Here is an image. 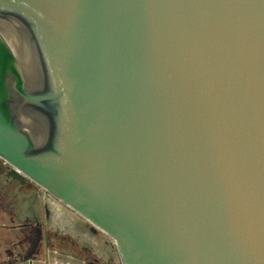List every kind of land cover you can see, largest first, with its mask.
Masks as SVG:
<instances>
[{"label":"water","instance_id":"95a60500","mask_svg":"<svg viewBox=\"0 0 264 264\" xmlns=\"http://www.w3.org/2000/svg\"><path fill=\"white\" fill-rule=\"evenodd\" d=\"M0 159L121 264H264V0H0Z\"/></svg>","mask_w":264,"mask_h":264},{"label":"crops","instance_id":"0c3cea01","mask_svg":"<svg viewBox=\"0 0 264 264\" xmlns=\"http://www.w3.org/2000/svg\"><path fill=\"white\" fill-rule=\"evenodd\" d=\"M5 171L8 178L0 185L7 189L10 184H16L17 191L5 192L7 206L6 203L0 206V264H79L67 253L53 248L49 239L48 243L45 240L44 206L49 205L46 195L39 196L36 189L17 187L23 184L27 187V179L11 168Z\"/></svg>","mask_w":264,"mask_h":264},{"label":"rangeland","instance_id":"374dc122","mask_svg":"<svg viewBox=\"0 0 264 264\" xmlns=\"http://www.w3.org/2000/svg\"><path fill=\"white\" fill-rule=\"evenodd\" d=\"M10 168L8 164H6L3 160L0 159V182H3L8 178L7 170ZM20 175V174H19ZM28 186L26 187L25 184L22 186H17L19 188L27 189H36L39 190L36 184H34L32 181L27 180ZM26 184V185H27ZM5 185H0V206H4L3 204L7 201L5 199V192L8 193H14L16 188V184H10L9 187L6 189ZM15 186V188H14ZM17 191V190H16ZM4 194V196L2 195ZM48 201H49V219L47 224V232L46 236L49 239L50 245H52L53 248L59 249V251H63L68 254L69 257L74 259L75 263L84 264L87 261H93L95 260L98 263L101 264H121V259L119 257L118 251L110 237L105 235L102 231H97L96 238L100 239L102 242L100 245L97 243L96 245L94 243H88L87 241H83L79 239L76 235L71 234L69 230L66 229V223L70 222L76 219H79L80 217L75 214L72 210H70L68 207H66L64 204H62L60 201L56 200L54 197L50 196L49 194L45 193ZM11 203L13 201L11 200ZM53 205H50V204ZM16 207V205H15ZM53 207V208H52ZM11 208H14V203L12 204ZM52 208V209H51ZM68 212V213H67ZM81 219V223L88 227L89 225L92 227L91 224L86 222L85 220ZM65 225V226H64ZM88 243V245L86 244ZM108 245L110 247L109 256H106L107 253H105L104 248Z\"/></svg>","mask_w":264,"mask_h":264},{"label":"flooded vegetation","instance_id":"af4514ba","mask_svg":"<svg viewBox=\"0 0 264 264\" xmlns=\"http://www.w3.org/2000/svg\"><path fill=\"white\" fill-rule=\"evenodd\" d=\"M49 205H45L44 206V225L47 226V222H48V219H49ZM53 208V207H52ZM51 208V209H52ZM71 224H69V221L65 224L66 225V229L69 230L71 232V234L73 235H76L77 237H79V239L83 240V241H87L88 243H94L95 245L97 243H99L100 245L101 244V240L96 238L97 236V229H94L93 232L91 231L92 227L89 225L88 227H86L85 225H83L81 223V219H76L73 221L70 222ZM64 225V226H65ZM49 226V225H48ZM36 236V235H35ZM39 235H37L36 239H39ZM45 240L47 241L48 243V238L45 237ZM88 243H86L88 245ZM104 251L106 254V256H109V251H110V247H108V245L104 248ZM84 264H101V263H98L96 262L95 260L93 261H87L86 263Z\"/></svg>","mask_w":264,"mask_h":264},{"label":"bare ground","instance_id":"6f19581e","mask_svg":"<svg viewBox=\"0 0 264 264\" xmlns=\"http://www.w3.org/2000/svg\"><path fill=\"white\" fill-rule=\"evenodd\" d=\"M11 168V167H10ZM14 172H15V170H14V168H11ZM68 213V212H67ZM69 259V258H68ZM71 261V260H70Z\"/></svg>","mask_w":264,"mask_h":264}]
</instances>
